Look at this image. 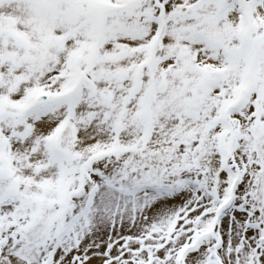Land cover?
Masks as SVG:
<instances>
[{"label": "rangeland", "instance_id": "1", "mask_svg": "<svg viewBox=\"0 0 264 264\" xmlns=\"http://www.w3.org/2000/svg\"><path fill=\"white\" fill-rule=\"evenodd\" d=\"M0 156V264H264V0H0Z\"/></svg>", "mask_w": 264, "mask_h": 264}, {"label": "bare ground", "instance_id": "2", "mask_svg": "<svg viewBox=\"0 0 264 264\" xmlns=\"http://www.w3.org/2000/svg\"><path fill=\"white\" fill-rule=\"evenodd\" d=\"M151 35V34H150ZM152 38V37H151ZM136 44V43H135ZM135 46H137V45H135ZM134 48H136V47H133V50H134ZM3 70H4V72L6 71V67L5 66H3ZM25 73H27V72H23V74H18L15 78L16 79H19V78H21V77H23V79L25 80H27L28 78L26 77V76H28L29 75V73H27V74H25ZM21 76V77H20ZM21 88V87H20ZM12 89V88H11ZM15 92L17 93V92H19L17 89L15 90ZM4 93L5 94H9V85L7 84V86H6V89H5V91H4ZM41 97V96H40ZM40 97H39V100H40ZM51 109V108H50ZM49 109V110H50ZM48 110V111H49ZM43 111H47V110H45V109H43ZM57 112V111H56ZM51 113V112H50ZM44 116L45 115H43L42 117L44 118ZM33 119V118H32ZM57 122H59V120H57ZM55 129V127L53 126V125H48V128H47V132H51V131H53ZM134 130V129H133ZM129 131V135L127 136V138H132V136L131 135H133V132L129 129L128 130ZM46 132V133H47ZM134 132H135V130H134ZM28 141H29V139H28ZM75 142V144H79L80 145V142L81 141H74ZM82 142H84V141H82ZM181 199H186V198H184V197H179V198H177V197H166L165 199H161V198H159V199H157V200H154V202L155 203H149V204H147V206H146V208H149L150 207V209H154V208H156V210H158V208L161 206V211H165V213H167V212H169L171 209H172V207H173V203L175 202V201H180ZM186 201V200H185ZM188 202H190V200H187ZM161 202V203H160ZM159 204V205H158ZM209 206H206V211L208 212L209 211ZM152 217V216H151ZM152 221H157L156 220V218L153 216V218H152ZM201 222V221H200ZM189 255V257L191 258V256H192V253H189L188 254ZM162 262H164V261H162ZM164 264H171V261L170 260H168V261H166V263H164Z\"/></svg>", "mask_w": 264, "mask_h": 264}, {"label": "water", "instance_id": "3", "mask_svg": "<svg viewBox=\"0 0 264 264\" xmlns=\"http://www.w3.org/2000/svg\"><path fill=\"white\" fill-rule=\"evenodd\" d=\"M0 159H2V157H0ZM179 264H181V263L179 262Z\"/></svg>", "mask_w": 264, "mask_h": 264}]
</instances>
